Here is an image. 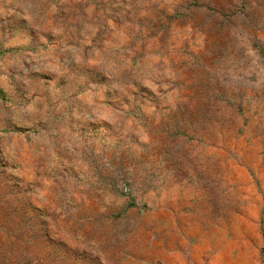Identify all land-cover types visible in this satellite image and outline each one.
<instances>
[{
    "label": "rangeland",
    "instance_id": "1",
    "mask_svg": "<svg viewBox=\"0 0 264 264\" xmlns=\"http://www.w3.org/2000/svg\"><path fill=\"white\" fill-rule=\"evenodd\" d=\"M0 264H264V0H0Z\"/></svg>",
    "mask_w": 264,
    "mask_h": 264
},
{
    "label": "crops",
    "instance_id": "2",
    "mask_svg": "<svg viewBox=\"0 0 264 264\" xmlns=\"http://www.w3.org/2000/svg\"><path fill=\"white\" fill-rule=\"evenodd\" d=\"M231 216H234L233 212L231 213Z\"/></svg>",
    "mask_w": 264,
    "mask_h": 264
}]
</instances>
